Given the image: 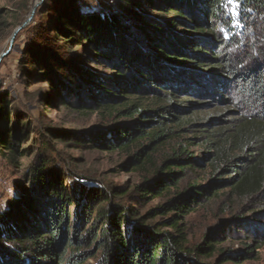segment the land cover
<instances>
[{"label":"trees","instance_id":"trees-1","mask_svg":"<svg viewBox=\"0 0 264 264\" xmlns=\"http://www.w3.org/2000/svg\"><path fill=\"white\" fill-rule=\"evenodd\" d=\"M112 1L116 6L105 10L44 0L40 13L48 20L22 67L49 86L50 105L97 112L110 122L66 136L76 146L119 150L126 154L121 167L151 166V172L131 191L84 184L55 165L46 132L63 135L48 126L34 131L0 95V149L10 164L32 154L34 144L24 146L31 133L44 137L19 193L0 210V264H84L96 253L97 264H224L254 257L264 238V0ZM7 15L0 8V29ZM230 92L249 104V113L223 125L213 118L210 129L194 130L198 142L190 145L205 151L189 153L178 143L194 139L184 128L195 126L183 119L194 105L189 98ZM170 143L176 144L154 163L156 149ZM198 168H207V180H188ZM221 193L239 201L242 211L190 244L185 217ZM126 195L136 204L163 200L139 215L113 200ZM232 230H251L255 246L225 250L220 235ZM214 253L216 261H206Z\"/></svg>","mask_w":264,"mask_h":264},{"label":"rangeland","instance_id":"rangeland-1","mask_svg":"<svg viewBox=\"0 0 264 264\" xmlns=\"http://www.w3.org/2000/svg\"><path fill=\"white\" fill-rule=\"evenodd\" d=\"M44 0H0V8L6 14L4 26L0 29V54L5 51L9 45V39L13 32L14 24L23 22L30 14L35 4V12L31 23L24 27L15 37L13 47L9 54L0 62V95L6 94L21 116L28 118L33 130L44 132L46 126L56 130L59 135L46 134L50 138L52 156L55 159V165L65 167L73 177H81L82 182L86 185H99L111 190L114 187H120L122 190L133 189L134 185L141 181V178L151 172V166L139 171H133L129 167H121L120 164L125 160V153L114 150L104 151L90 147L88 144L75 145L77 142L73 138H67L73 134L84 133L86 131L104 128L110 124L101 114L90 111H78L71 106H63L58 103L50 105L45 101V93L49 90L44 82H38V79L31 78L25 73L22 67L24 58L28 60L26 52L31 46L37 42V29L44 26L48 20L46 14L40 13V6ZM56 1H49L47 5H54ZM61 2V0H60ZM80 7L90 9H113L116 5L112 0H77ZM53 8V7H52ZM171 13H169L170 15ZM19 26V25H18ZM53 38L49 35L47 39ZM57 37L53 38L56 42ZM64 39L60 40V46L64 45ZM35 46V45H34ZM57 44L53 46L54 50ZM60 47V48H61ZM94 68V64H92ZM33 68V67H32ZM33 72V69H28ZM194 105L186 111L183 116L184 120L195 124L189 127L187 123L184 128L188 130L185 135L188 138H194L190 141L181 140L183 146L187 147L189 153L194 156L201 157L205 151L200 146L190 145L198 142L199 135L194 130L210 129L212 125H223L226 122L234 120L244 113H249V104L236 96L234 93L224 95L220 98H213L209 95L202 98H189ZM185 106H188L185 104ZM218 118L220 121L216 124L207 125L212 119ZM60 135V136H61ZM34 138V141H32ZM44 137L36 132L31 133L30 140L24 145H33L32 154L22 158L19 165L13 166L7 160L6 153L0 149V210L5 208L10 198L15 197L22 184V174L30 165L36 150L39 146L38 141ZM32 141V142H31ZM176 143H170L166 146L158 147L153 155V162L158 164L160 160L166 156ZM208 178L207 168H198L188 173V180L197 183L204 182ZM187 182V181H186ZM63 183L67 186L68 179H64ZM225 194V191H223ZM135 197L126 195L125 197L114 198L113 200L124 206H132L133 210L139 215H144L151 208L162 202V198H148L140 203H134ZM74 211V207L69 208L70 214ZM242 211L239 201L233 202L227 196L221 193V197L214 198L203 203L194 211L190 212L184 219L186 224V232L190 244L197 243L201 240L204 233L212 228H218L224 220L231 218L236 213ZM235 231V229H234ZM231 231L232 233L234 232ZM223 234L224 236L220 246L230 253H238L244 250L245 243L255 246L252 242L253 238L251 230H247L244 235L241 233ZM249 239H246L247 237ZM245 242V243H244ZM214 253L206 261H216ZM96 258L88 259L84 264H97L98 253ZM224 264H264V238L261 245L255 250L254 257L243 260L241 262H225Z\"/></svg>","mask_w":264,"mask_h":264},{"label":"water","instance_id":"water-1","mask_svg":"<svg viewBox=\"0 0 264 264\" xmlns=\"http://www.w3.org/2000/svg\"><path fill=\"white\" fill-rule=\"evenodd\" d=\"M37 4L34 5V7L32 8L29 16L19 25L17 26L11 36H10V39H9V45L7 47V49L5 51H3L1 54H0V62L2 61V59L7 56L9 54V52L11 51L12 47H13V44H14V40H15V37L16 35L18 34L19 31H21L24 27H26L27 25H29L31 23V20L33 18V15H34V12H35V7H36Z\"/></svg>","mask_w":264,"mask_h":264},{"label":"snow or ice","instance_id":"snow-or-ice-1","mask_svg":"<svg viewBox=\"0 0 264 264\" xmlns=\"http://www.w3.org/2000/svg\"><path fill=\"white\" fill-rule=\"evenodd\" d=\"M236 0H229V3H235Z\"/></svg>","mask_w":264,"mask_h":264}]
</instances>
